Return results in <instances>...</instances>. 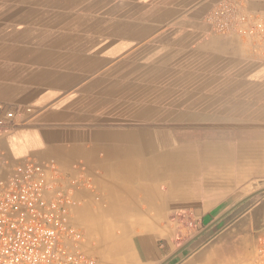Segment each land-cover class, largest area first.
Here are the masks:
<instances>
[{"label": "crops", "instance_id": "crops-1", "mask_svg": "<svg viewBox=\"0 0 264 264\" xmlns=\"http://www.w3.org/2000/svg\"><path fill=\"white\" fill-rule=\"evenodd\" d=\"M221 5L252 34L218 29ZM0 103L20 114L10 160L84 165L90 229L220 216L264 188V0H0Z\"/></svg>", "mask_w": 264, "mask_h": 264}, {"label": "built area", "instance_id": "built-area-1", "mask_svg": "<svg viewBox=\"0 0 264 264\" xmlns=\"http://www.w3.org/2000/svg\"><path fill=\"white\" fill-rule=\"evenodd\" d=\"M215 15L220 30L234 23L239 33L253 32V26L240 27L243 19L235 21L226 5L219 6ZM25 112L33 114L31 109ZM19 116L0 103V132L16 126ZM84 190L95 201L101 200L80 162L69 171L54 159L12 161L0 151V264H95L85 251L84 232L75 222ZM256 254L258 264H264V229Z\"/></svg>", "mask_w": 264, "mask_h": 264}, {"label": "rangeland", "instance_id": "rangeland-1", "mask_svg": "<svg viewBox=\"0 0 264 264\" xmlns=\"http://www.w3.org/2000/svg\"><path fill=\"white\" fill-rule=\"evenodd\" d=\"M263 196L264 188L244 195L231 207L221 209L220 216L225 212H228L227 215L168 261L165 260L171 254L210 226L219 215L190 212L188 216L183 215L184 219L167 227L168 231L158 233L160 236L150 233L143 225L120 223L110 226L106 224L109 230L107 236L99 224H94L93 229H90L79 216L75 218V222L84 232L85 251L94 258L95 264H121L117 258L132 261V252L140 251L150 253V261L142 264H190V259L197 253L202 254V261L212 254L216 264H258L257 239L264 229V213L262 208L254 209L253 206ZM92 201L95 204L100 203V200L95 202L94 198ZM99 212L98 208L95 214ZM160 226L165 228V225ZM124 252L127 253L120 256ZM136 259L137 257L132 263L121 262L138 264Z\"/></svg>", "mask_w": 264, "mask_h": 264}, {"label": "water", "instance_id": "water-1", "mask_svg": "<svg viewBox=\"0 0 264 264\" xmlns=\"http://www.w3.org/2000/svg\"><path fill=\"white\" fill-rule=\"evenodd\" d=\"M235 207V206H234ZM233 207V208H234ZM228 212H225L223 215L219 216L210 226H208L207 228H205L204 230H202L199 234H197L195 237H193L191 240H189L188 242H186L185 244H183L181 247H179L167 260H169L171 257H173L174 255H176L178 252H180L181 250H183L185 247H187L190 243H192L193 241H195L197 238H199L201 235H203L212 225H214L216 222H218V220H220L221 218H223L225 215H227Z\"/></svg>", "mask_w": 264, "mask_h": 264}, {"label": "bare ground", "instance_id": "bare-ground-1", "mask_svg": "<svg viewBox=\"0 0 264 264\" xmlns=\"http://www.w3.org/2000/svg\"><path fill=\"white\" fill-rule=\"evenodd\" d=\"M108 232H109V230H108ZM107 236H109V235H107ZM107 238V237H106ZM108 245V244H107ZM124 247V246H123ZM125 248V247H124ZM113 264H115V263H113Z\"/></svg>", "mask_w": 264, "mask_h": 264}]
</instances>
